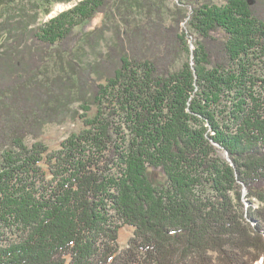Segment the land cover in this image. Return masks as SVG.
Returning <instances> with one entry per match:
<instances>
[{
	"label": "trees",
	"instance_id": "1",
	"mask_svg": "<svg viewBox=\"0 0 264 264\" xmlns=\"http://www.w3.org/2000/svg\"><path fill=\"white\" fill-rule=\"evenodd\" d=\"M24 2L0 0V264L264 260V0H185L149 28L127 18L150 0ZM112 7L127 28L82 64L106 28L76 29ZM75 103L95 115L49 152Z\"/></svg>",
	"mask_w": 264,
	"mask_h": 264
},
{
	"label": "rangeland",
	"instance_id": "2",
	"mask_svg": "<svg viewBox=\"0 0 264 264\" xmlns=\"http://www.w3.org/2000/svg\"><path fill=\"white\" fill-rule=\"evenodd\" d=\"M32 2H24L26 4V8L29 10L31 7H33V4L35 5V0H30ZM185 0H150V3L153 5H149V9L147 10L145 7L143 8H138L134 7L133 14L128 16L127 20L130 22V24L133 25H142L145 26L146 28H149L152 23L157 22L158 16L163 20L166 24H169L171 22V17L174 11V4L177 3L179 7H185L181 5ZM213 1V0H212ZM225 0H214V4L216 5H222ZM116 5V4H115ZM73 7V4H55L52 7L51 13L47 16L41 15L39 20L42 22H45L60 13L70 9ZM38 9V7H37ZM42 9V8H41ZM189 8H186V11H188ZM157 10H159V13H157ZM32 12V11H30ZM188 13V12H187ZM184 23L183 22L180 26L184 28ZM98 24H103L104 27L106 28L104 34L100 39L95 40L96 44L94 47H90L89 45H83L81 51L78 52L77 58L79 62L82 64H94L97 60H99L100 56L106 53L108 46L112 42V29L117 28L120 31L125 30L127 26L125 23L122 21V18L120 15H118L117 11L112 7L111 12L108 13V15L104 18H101L99 16L95 21L89 24H84L76 29L77 31H82V32H88L92 31ZM187 43L190 46V50H194V39L188 36ZM98 42V43H97ZM143 42L145 44H149V41L147 39H143ZM144 48V47H143ZM187 56L186 54L182 56L181 61L186 60ZM177 65V62L175 64V69L179 67ZM56 69L59 70L58 66H55L54 64L50 66L51 72L56 73ZM261 77H264V66H260V71H259ZM72 109L75 110L77 109L78 115L75 116V118H72L68 116L65 121L61 124H48L44 127L43 129V134L40 138H38L35 141L41 142L45 147L48 148L49 152L57 151L60 147V143H62L67 137H69L72 134H77L79 133L84 127H83V119H81V116L84 114L88 115V118H92L95 115L96 109L94 106H92L91 110L88 111L87 113L83 112L82 110L79 109V104L75 103L72 106ZM34 140L29 137L26 140L27 145H31ZM221 157H225L224 154L220 153ZM156 179V178H155ZM133 229L131 227L125 226L120 229L119 231V239H118V244L121 248H124L127 245L128 240L132 236ZM10 237V236H9ZM258 264H264V260L261 259L257 262ZM255 263V264H257Z\"/></svg>",
	"mask_w": 264,
	"mask_h": 264
},
{
	"label": "bare ground",
	"instance_id": "3",
	"mask_svg": "<svg viewBox=\"0 0 264 264\" xmlns=\"http://www.w3.org/2000/svg\"><path fill=\"white\" fill-rule=\"evenodd\" d=\"M258 264V263H257Z\"/></svg>",
	"mask_w": 264,
	"mask_h": 264
}]
</instances>
